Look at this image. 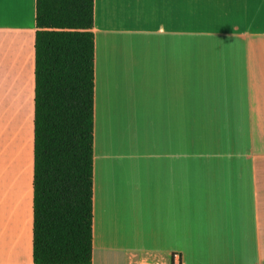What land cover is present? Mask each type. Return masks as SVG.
<instances>
[{
	"label": "crops",
	"instance_id": "1",
	"mask_svg": "<svg viewBox=\"0 0 264 264\" xmlns=\"http://www.w3.org/2000/svg\"><path fill=\"white\" fill-rule=\"evenodd\" d=\"M35 33L0 0V264H34ZM94 35L92 264H264V0H95Z\"/></svg>",
	"mask_w": 264,
	"mask_h": 264
},
{
	"label": "trees",
	"instance_id": "2",
	"mask_svg": "<svg viewBox=\"0 0 264 264\" xmlns=\"http://www.w3.org/2000/svg\"><path fill=\"white\" fill-rule=\"evenodd\" d=\"M95 0H35L34 264H92Z\"/></svg>",
	"mask_w": 264,
	"mask_h": 264
},
{
	"label": "rangeland",
	"instance_id": "3",
	"mask_svg": "<svg viewBox=\"0 0 264 264\" xmlns=\"http://www.w3.org/2000/svg\"><path fill=\"white\" fill-rule=\"evenodd\" d=\"M10 114H8V119L6 120V125H5V132H6V152L9 148V152L7 153V157L8 159H6V162H7V169H8V164H9V167L12 166V164L14 163L15 164V156H17L19 154V149L17 148V146L15 145V138L13 136V130L12 128L10 127L13 123V120H14V113H13V110L12 108H10V105H9V108H8ZM26 141H27V138H26ZM190 142V137L187 136V137H184V143H189ZM10 143L13 145H10ZM25 145H26V142H25ZM15 146H16V153H15ZM1 147H2V151H1ZM1 147H0V157L3 156L5 157V153H3V146L1 144ZM11 151V154L12 156L9 154ZM16 154V155H15ZM23 155H22V160L20 158V161H19V158L17 160V171L18 170H22L23 169V166H25V164H23ZM9 172H10V169H9Z\"/></svg>",
	"mask_w": 264,
	"mask_h": 264
},
{
	"label": "built area",
	"instance_id": "4",
	"mask_svg": "<svg viewBox=\"0 0 264 264\" xmlns=\"http://www.w3.org/2000/svg\"><path fill=\"white\" fill-rule=\"evenodd\" d=\"M179 259H180V256L178 254H174L172 264H180ZM141 264H157V263H151V262L146 261V262H142Z\"/></svg>",
	"mask_w": 264,
	"mask_h": 264
}]
</instances>
